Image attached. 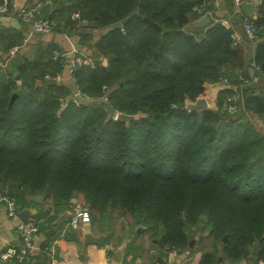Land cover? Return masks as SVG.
I'll use <instances>...</instances> for the list:
<instances>
[{"label":"trees","instance_id":"16d2710c","mask_svg":"<svg viewBox=\"0 0 264 264\" xmlns=\"http://www.w3.org/2000/svg\"><path fill=\"white\" fill-rule=\"evenodd\" d=\"M39 1L48 2L44 16L56 20V31L79 33L81 45L91 46L95 66L78 67L75 85L59 83L53 77L64 60H53L51 53L61 48L41 41L0 65L2 191L20 208L38 205L31 199L38 195L56 210L82 195L91 223L108 224L115 209L127 214L132 226L156 239L160 255L187 249L197 227L210 238V245L199 243L198 264H215L219 255L221 262H239L254 243L253 263L264 261V133L244 117L220 111L225 90L217 109L186 108L205 83L248 78L245 68L237 73L243 52L231 45L230 30L215 21L194 32L185 29L202 0ZM213 1L204 6L211 16ZM49 6L54 10L48 13ZM73 10L87 19L89 31L76 27ZM253 21L264 38V0ZM13 30L0 33L3 61L11 46L22 44L23 35ZM100 55L105 64L96 60ZM250 61L264 70V39L253 44ZM75 86L91 100L63 102ZM243 100L264 117L261 91L247 87ZM108 105L141 115L120 121ZM47 214L40 209L35 217Z\"/></svg>","mask_w":264,"mask_h":264},{"label":"crops","instance_id":"0c3cea01","mask_svg":"<svg viewBox=\"0 0 264 264\" xmlns=\"http://www.w3.org/2000/svg\"><path fill=\"white\" fill-rule=\"evenodd\" d=\"M37 1L39 0H10V3L12 7L17 9L21 6L33 5ZM213 3L215 5L214 14L212 16L209 15V24L202 27V29L209 26L211 22L214 21L215 17L220 19L229 18L232 20L230 28L234 30L236 35L240 38V42L237 46L243 52V57L239 63L241 65L239 66L237 73L245 68L248 78L238 74V79L226 85L216 82L205 83L203 93L196 99L202 98L205 100V107L217 109L219 92L223 90H225L226 93L233 92L236 95L238 110L235 114L226 116L228 118H234L238 115L244 117L251 122L258 131L264 133V117L259 116L252 110L246 109L243 100L244 92L247 87H254L256 91H261L264 95V74L260 73L250 61L253 43L250 40H246L245 35L242 32L241 15L239 10H236L234 5L230 7L226 0H214ZM257 5L254 9L255 15ZM52 10H54V6H49L48 13ZM46 11V5H44L38 14L44 16L46 15ZM10 16L16 17L19 21V25H11L8 21L0 20V33L4 34L5 32H12L14 31L13 29H16L23 35L22 44L19 45L18 51L27 43H30L29 47L32 44L31 48L35 49L37 41L32 43L30 41L35 35L39 34H33L26 38L28 25L22 22L16 15ZM197 19L199 18H196L195 20ZM193 22L185 25V29L189 32H194L193 30L195 27L193 26ZM48 38V42L58 44L62 50L68 51L70 48L75 47L83 51L80 47L81 36L79 33L56 31V33H49ZM263 39V37L259 36L258 40L262 41ZM5 53L6 51L3 53V50L1 49L0 41V57ZM67 59H69L68 56L65 57V61H67ZM250 65L254 68L252 76L249 75L248 71ZM58 74L60 75V79L57 82L69 85L66 65L62 67V70ZM195 100H188L187 103H191L190 101L194 102ZM222 102L223 101H221L220 107ZM3 194L7 195L2 191V186L0 185V195ZM77 199L78 198L72 199L71 205L62 210H56L49 201L45 202L43 198L41 201H35L38 205L36 204L34 207L29 206L28 208H20L19 205L16 204L17 212L27 210L29 211L28 217L42 219L33 239V249L21 260H18L15 256L10 257L9 259L1 258V253L6 249L17 248L20 246V238L17 234V224L20 219L18 217L14 218L8 216L6 204L4 201L0 200V264H159L160 260L167 264H173L174 262H177L178 264H198L200 253L203 249L199 250L197 248L198 245L195 247L189 246L187 249L180 252L171 250L164 255H160L158 252L155 254L154 249H150L149 253L144 254L140 251V248L142 247L141 241H143L142 238L145 236V233L140 227L135 228L127 223L121 224L122 220L120 221V224L118 223L119 227H116V225L114 226L113 224H99L97 221H94L93 223L90 222V234L95 237H103L101 242L86 241L84 231L85 225L73 228L68 224L73 205L77 202ZM40 209L48 210L47 217H35L36 211ZM50 230L52 232H49ZM46 232H49L50 236H47ZM43 244H52V257L47 248H42ZM247 256L250 257L252 255ZM249 257L240 260L239 264H264V261L262 260L253 263L256 255H253V258ZM215 264L228 263L217 260Z\"/></svg>","mask_w":264,"mask_h":264},{"label":"built area","instance_id":"2783aa9c","mask_svg":"<svg viewBox=\"0 0 264 264\" xmlns=\"http://www.w3.org/2000/svg\"><path fill=\"white\" fill-rule=\"evenodd\" d=\"M208 0H202L201 3L194 6V10L197 12L198 17L200 18L205 14L210 15L208 10L204 9L205 3ZM242 0H234V8L240 11L239 3ZM251 1V0H249ZM47 1H37L33 5L29 6H21L17 9L11 6L10 0H0V15H16L22 22L28 25V29L26 32V38L30 37L33 34H45L52 31L56 25V20L51 17L41 16L38 14L40 9L46 5ZM70 18L75 21L76 27L78 29H83L86 27L87 19L81 15L78 10H73L70 13ZM241 27L244 35L254 44L258 41V27L254 23L252 17L247 15H241ZM215 22L221 23L225 27H229L230 30V39L231 45L236 47L240 38L236 35L235 31L230 28L232 20L229 18H214ZM19 49V45L11 46L6 54L5 60L0 61V65L2 67L5 66V63L8 58L13 56L15 52ZM68 56L69 59L65 61V57ZM51 58L53 60H64L63 66L66 65L67 70V79L70 85H75V70L81 66H88L93 68L95 66V61L92 59L90 55L85 53L82 50H79L75 47L67 50H62L59 48H55L52 50ZM256 67V66H255ZM258 71L264 74V70L256 67ZM45 78H50L51 76L46 73L44 74ZM53 79L58 81L60 79V75L57 73ZM216 83L219 84H229L230 81L226 77H220ZM68 99L74 103L76 106L81 105L87 101L91 100V97L86 93L82 92L76 86L73 88V91L70 93ZM103 100H106V96L102 97ZM237 104H236V95L233 92H228L225 94L222 105L220 107V111L225 115H233L237 112ZM0 200L4 201L6 204L7 215L10 217L17 218V209L15 199L9 195H0ZM90 214L88 209L80 204L74 203L72 213L69 219L68 224L73 227H81L89 222ZM42 219L30 218L27 217L24 221L19 220L17 224V234L20 238V246L17 248H8L3 253H1L2 259H9L10 257L15 256L18 260L23 259L32 249H33V239L35 234L38 231L39 224ZM45 248L48 249L50 256L52 257L53 248L52 244H48ZM174 251V250H172ZM173 264H178L174 262Z\"/></svg>","mask_w":264,"mask_h":264},{"label":"water","instance_id":"95a60500","mask_svg":"<svg viewBox=\"0 0 264 264\" xmlns=\"http://www.w3.org/2000/svg\"><path fill=\"white\" fill-rule=\"evenodd\" d=\"M258 3H259V0H251V1L242 0L239 3L240 15H247L249 17L256 18V15L254 13V9ZM143 19L148 24H152V25L157 26V23L153 22L149 17L145 16V17H143ZM0 20L8 21L11 25H19L18 19L16 17L10 16V15H0ZM209 20H210L209 15L205 14L202 17H200L199 19L195 20L193 22V26L195 28H202V27L206 26L207 24H209ZM124 21L125 20H121V21L115 23L113 25V27L114 28H120ZM82 30L83 31H89L90 29L88 27H85ZM202 34L203 33H201V35ZM245 39L249 40L246 36H245ZM103 61L106 62V59H103ZM248 71H249V75L252 76L254 68L250 65L248 67ZM14 97H15V93H13L11 95L10 103L13 101ZM204 107H205V100L202 98H198L194 102L186 104V108H188V109H202ZM107 110L111 115H114L115 119L120 120V121H124V122H128L130 120L137 119L141 115L140 113L127 114V113H123L120 111H114L110 105L107 106ZM223 128H224V123L222 121H219L217 124V129L222 130ZM31 199L34 201H41L42 200V198L38 195L31 196ZM28 216H29V211H27V210H21V211L17 212V217L21 221H24ZM202 218H204V217L202 216ZM84 229H85L84 231H85V240L86 241H88V242H101L102 241L103 236L95 237V236H92L90 234V221L85 224ZM49 232H52V231L50 230ZM49 232H46L47 236H50ZM224 238H225V236H224ZM193 244H194V240L192 239L189 242V246L192 247ZM197 248L200 250V249H202V246L198 245ZM252 253H253V255H256L258 253L257 243L253 244ZM248 257L249 256H247L246 254L243 255V258H248ZM249 258H253V256H250ZM218 260H221L220 255L218 257ZM159 264H167V263L160 260ZM233 264H239V262H235Z\"/></svg>","mask_w":264,"mask_h":264},{"label":"rangeland","instance_id":"374dc122","mask_svg":"<svg viewBox=\"0 0 264 264\" xmlns=\"http://www.w3.org/2000/svg\"><path fill=\"white\" fill-rule=\"evenodd\" d=\"M65 18H66V16L64 15L63 18H62V20H64V22H65ZM49 33H56V29L50 31ZM49 33L35 35L30 42L32 43L34 41H41L43 43H46V42H48V39H49L48 38V34ZM98 34H99L98 31L94 32V36H93V39H92L93 41L96 38V36H98ZM89 42H87V43H89ZM29 44L30 43H27L26 45H23V47L20 48V50L18 51L19 54L20 53H25V52L29 53V51H30V49L32 47V44H31L30 47H29ZM57 46H58V44H57ZM80 47L83 49V51L88 53V55L94 56L93 55L94 51L91 48V46L80 45ZM3 56H4V54H3ZM3 56L0 57V61L2 60ZM103 59H106V58L103 57L102 55L96 57V60L98 62H102L103 64H105L106 62H104ZM71 89H72V87H71ZM71 92L72 91L70 90L69 93H67L65 96H62L63 97V102L66 101V99H68V97H69ZM99 100H103V99H99ZM190 102H192V101H190ZM75 198H78L77 202H75V203H80V204L84 205L82 195H78ZM75 198H72V199H75ZM112 215H113V218L110 219V221H108V225L113 224L114 226L116 225V227H119L120 221L122 220L121 224L127 223L128 225L131 226V218H130L129 215H127V214L121 215V214H119V211H117L116 209L113 211ZM202 216L204 218H202ZM199 219L202 220V221H206L207 217H206V215L201 214L199 216ZM95 221L99 222V224L100 223L101 224H107L105 221H101V219L100 220L97 219ZM141 230L143 231V227H141ZM190 231H191V234L194 236V238H193L194 239V244H193L192 247H195L196 245H199V243H206V244L210 245V238L208 236H206V230L205 229L200 230L199 228L195 227V228H192V230H190ZM144 235L145 236H143V238H142L143 241H141L142 242V247L140 248V251L143 252L144 254H147V253H149L150 249H154L155 250V254H156V252H158V246L156 245V239H152L147 233H145ZM252 248H253V246H252ZM252 248H251L250 254H248V255H252L253 256ZM257 249H258V244H257Z\"/></svg>","mask_w":264,"mask_h":264}]
</instances>
